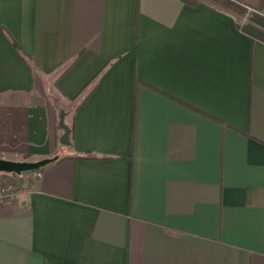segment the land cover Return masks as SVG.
Wrapping results in <instances>:
<instances>
[{
    "label": "crops",
    "instance_id": "obj_1",
    "mask_svg": "<svg viewBox=\"0 0 264 264\" xmlns=\"http://www.w3.org/2000/svg\"><path fill=\"white\" fill-rule=\"evenodd\" d=\"M241 20L0 0V159H52L0 203V264H264V41Z\"/></svg>",
    "mask_w": 264,
    "mask_h": 264
},
{
    "label": "trees",
    "instance_id": "obj_2",
    "mask_svg": "<svg viewBox=\"0 0 264 264\" xmlns=\"http://www.w3.org/2000/svg\"><path fill=\"white\" fill-rule=\"evenodd\" d=\"M189 4H194L197 0H182ZM213 2L233 10L236 13L248 15L249 20L240 25V29L254 39L264 41V14L248 11L243 6L231 0H212Z\"/></svg>",
    "mask_w": 264,
    "mask_h": 264
},
{
    "label": "water",
    "instance_id": "obj_3",
    "mask_svg": "<svg viewBox=\"0 0 264 264\" xmlns=\"http://www.w3.org/2000/svg\"><path fill=\"white\" fill-rule=\"evenodd\" d=\"M64 112H61L59 115L58 125L62 128L63 132L60 136V142L62 144L69 143V127L64 123ZM51 158H44L35 162H27V161H12L8 159H0V171L20 174L24 171L37 170L41 167L45 166L49 162H51Z\"/></svg>",
    "mask_w": 264,
    "mask_h": 264
},
{
    "label": "built area",
    "instance_id": "obj_4",
    "mask_svg": "<svg viewBox=\"0 0 264 264\" xmlns=\"http://www.w3.org/2000/svg\"><path fill=\"white\" fill-rule=\"evenodd\" d=\"M19 182H6L0 184V203L12 198L16 192L17 186L22 189H28L32 183L41 178L42 171L40 169L24 171L20 173Z\"/></svg>",
    "mask_w": 264,
    "mask_h": 264
},
{
    "label": "rangeland",
    "instance_id": "obj_5",
    "mask_svg": "<svg viewBox=\"0 0 264 264\" xmlns=\"http://www.w3.org/2000/svg\"><path fill=\"white\" fill-rule=\"evenodd\" d=\"M207 1H210V2H212V3L215 4V5H218V6L224 7V6H222V5H219V4L215 3V2H213L212 0H207ZM225 8H227V7H225ZM227 9L230 10L229 8H227ZM230 11H232L233 13H235V14H236L238 17H240L241 19L243 18V20H241L240 25H243L244 23H246V22L249 20L248 15H245V13H243V14H239V13L234 12L233 10H230ZM9 182H11V181H9Z\"/></svg>",
    "mask_w": 264,
    "mask_h": 264
}]
</instances>
